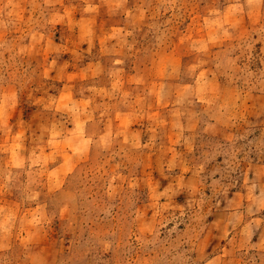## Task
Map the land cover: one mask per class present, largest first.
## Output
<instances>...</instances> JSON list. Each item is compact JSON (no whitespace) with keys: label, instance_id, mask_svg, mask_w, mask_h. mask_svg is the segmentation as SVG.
I'll return each instance as SVG.
<instances>
[{"label":"rangeland","instance_id":"1","mask_svg":"<svg viewBox=\"0 0 264 264\" xmlns=\"http://www.w3.org/2000/svg\"><path fill=\"white\" fill-rule=\"evenodd\" d=\"M11 10L0 31L12 42L0 45L23 48L24 67L40 72L63 54L35 100L64 111L38 106L23 128L0 131V264H195L180 209L207 212L217 196L245 233L234 246L211 215L196 255L264 264V217L251 211L264 204V31L228 28V0ZM53 209L57 222L39 228Z\"/></svg>","mask_w":264,"mask_h":264},{"label":"clouds","instance_id":"2","mask_svg":"<svg viewBox=\"0 0 264 264\" xmlns=\"http://www.w3.org/2000/svg\"><path fill=\"white\" fill-rule=\"evenodd\" d=\"M27 2L34 7H39L41 4H48L49 0H27ZM171 2L175 3V0H171ZM13 3L14 0H0V5H2L0 7V14L7 12V15H13L14 13L11 10ZM228 3L234 9L235 13L230 20L225 21L228 28L236 30L242 25L250 24L253 26V31L257 30V26L259 30L264 31V0H228ZM7 23H11V21ZM6 27L5 20L0 18V29ZM38 36L39 33H35L34 40ZM2 39L9 38L5 32L0 31V40ZM11 42V39H9L10 45ZM62 55V53L55 55L51 61V66L43 72H40L36 68L24 67L22 64L24 58L23 48L4 47L0 45V131H3L9 125L16 127L19 124L23 128L31 118L33 110L38 106L42 108L45 116L55 118L57 115L62 114L64 107H57L54 98L47 102L35 100L38 92L45 91L47 93L49 87H54V85L49 84V72L53 70ZM38 80L41 82V86H37ZM61 118L63 117L61 116ZM27 130L25 129V131ZM44 131L46 129L41 131V136H43ZM21 134L23 135V132ZM248 179L251 180L252 177L249 176ZM261 179L264 180V177ZM239 186V177H237L236 187L239 188ZM143 196L144 194L141 193V198ZM169 206L171 207L172 205ZM200 207V204H197L196 208H192L191 205L187 206V209L181 207L179 215L180 217L189 219L190 226L183 233L184 238L180 243L184 244V250L189 256H195V264H212V260L219 259V257H214L212 253L207 252L205 249H200L199 255H196L200 235L208 226L205 223L207 218L211 215L221 217V221L212 225V227L218 230L223 228L225 237H234V246L235 240L243 237L245 229L234 220L233 214L224 212L225 202L222 197H214L208 206L207 212L201 211ZM233 207L240 208L239 204H234ZM251 211L257 218L264 217V204L251 207ZM9 215L14 217L15 214L10 213ZM58 219V214L53 209L50 217L42 222L39 228L50 227ZM9 227L10 225L7 219H0V230H4L5 235ZM253 235H255V232H253ZM145 242L148 241L146 240Z\"/></svg>","mask_w":264,"mask_h":264}]
</instances>
